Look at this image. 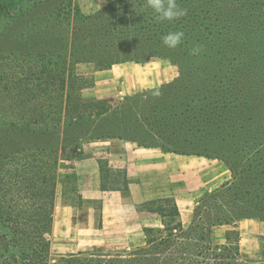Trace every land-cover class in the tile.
Returning a JSON list of instances; mask_svg holds the SVG:
<instances>
[{
  "label": "trees",
  "instance_id": "obj_1",
  "mask_svg": "<svg viewBox=\"0 0 264 264\" xmlns=\"http://www.w3.org/2000/svg\"><path fill=\"white\" fill-rule=\"evenodd\" d=\"M178 3L187 14L173 22H157L145 0H125L121 14L115 9L100 14L96 36L87 33L80 37L83 47L94 54L84 53L77 60L99 68L151 58L174 64L177 76L154 90L157 103L152 119L134 120L142 121L140 128L150 139L159 137L180 147L187 144L189 153L223 161L231 178L197 201L200 205L192 208L187 225L172 195L149 199L136 204L135 210L155 215L159 224L142 228L141 246L115 253L78 251L70 253L65 264H264V252L258 259H250L241 251L237 229L242 219L264 222V127L256 113L245 118L251 121L252 135L242 141L256 149L255 155H246L240 163L234 160V132L246 131L243 123H238L244 118L234 112V100L242 96L243 105L252 109L256 101L264 99V0ZM106 19H111L107 25ZM170 31L184 33L176 49L162 43ZM234 32L239 44L236 54L241 57L238 63H234ZM193 47H199L198 55L191 54ZM48 54L52 55H23L13 65L18 71L3 78L0 97L11 98L15 114L27 121L0 119V139L2 132L29 126L50 128L77 119L106 118L110 110L106 101L74 94L75 82L81 87L90 79L66 74L64 67L51 70L55 63L43 62ZM237 78H243V86L237 85ZM256 84L259 87L252 89ZM234 86L240 87L243 95ZM27 97L35 102L32 108L26 105ZM4 111L0 104V113ZM256 132L263 136L257 138ZM156 145L165 152H187ZM4 146L0 142V264H54L46 235L52 228L58 154L45 147L8 150ZM122 186L126 187L125 177ZM220 227H225L221 243L214 241Z\"/></svg>",
  "mask_w": 264,
  "mask_h": 264
},
{
  "label": "rangeland",
  "instance_id": "obj_2",
  "mask_svg": "<svg viewBox=\"0 0 264 264\" xmlns=\"http://www.w3.org/2000/svg\"><path fill=\"white\" fill-rule=\"evenodd\" d=\"M124 4L125 0H0V86L7 73L12 71V75L18 71L13 65L23 59V55L52 53L43 61L44 64L55 63L51 70L64 67L66 74H79L90 79L81 87L75 82L74 94L103 99L110 107L105 119L89 117L50 128L29 126L22 131L1 133L4 149L45 147L58 154L52 228L46 235L54 264H65L68 255L78 251L115 253L141 246L144 243L142 228L159 224L155 215L140 214L135 210L136 204L149 199L172 195L187 225L197 201L231 178L223 161L189 153L187 144L180 147L174 142L166 144L159 137L150 139L140 128L142 121L134 120L135 117L152 119L153 106L157 103L154 90L177 76L174 64L158 58L126 60L103 68L88 62L78 63V57L84 53L94 54L83 47L80 37L87 33L95 37L96 18L102 13L107 15L112 9L121 14ZM110 20L103 22L107 25ZM235 39L238 36L234 32V63H238L241 57L236 54L239 44ZM152 79L166 81L158 86L143 87ZM235 81L240 87L244 85L243 78ZM240 87L234 86V90L243 95ZM254 87L259 84L251 88ZM26 99L29 101L26 105L32 108L35 102ZM0 104L6 109L0 113L1 120L27 121L15 114L11 98L0 97ZM248 107L243 105L242 96L234 100V112L238 111L239 117L243 115L244 118L238 123L246 127V131L234 130L237 145L234 160L239 163L248 154L254 156L256 151L252 146L242 144L244 137L251 139L252 135L251 121L245 118L256 113L264 127V99L256 101L252 109ZM255 134L257 138L263 136V133ZM110 140L121 141L113 147ZM156 144L187 152L167 153ZM136 146L161 151L162 158L149 159L137 154L130 156L135 161L129 163L126 157ZM131 166L136 168L128 170ZM123 177L126 187L122 186ZM224 229L215 230L214 241L223 242ZM237 229L241 235V251L247 258L258 259L264 252V222L242 219ZM0 230H3L2 224Z\"/></svg>",
  "mask_w": 264,
  "mask_h": 264
},
{
  "label": "clouds",
  "instance_id": "obj_3",
  "mask_svg": "<svg viewBox=\"0 0 264 264\" xmlns=\"http://www.w3.org/2000/svg\"><path fill=\"white\" fill-rule=\"evenodd\" d=\"M145 6L152 10L157 22H173L187 14V9L182 8L178 0H145ZM183 40V31H170L162 37V43L168 49H176ZM199 52V47L191 50L192 55H198Z\"/></svg>",
  "mask_w": 264,
  "mask_h": 264
},
{
  "label": "crops",
  "instance_id": "obj_4",
  "mask_svg": "<svg viewBox=\"0 0 264 264\" xmlns=\"http://www.w3.org/2000/svg\"><path fill=\"white\" fill-rule=\"evenodd\" d=\"M166 79H159L158 81H154V79H152L151 83H144L143 87H153V86H158L160 85L161 83L165 82ZM136 88H138V86H136ZM117 141H121V140H110L109 141V144H112L113 147H116L117 145H114V144H117L116 142ZM111 145V146H112ZM127 152V151H126ZM132 153L128 154L127 157H126V160H128L129 163H134L135 160H132L131 159V155H137V154H141L143 155L144 157L146 158H154V157H158V158H162V154L163 153H160L161 151H157L156 149H153V148H148V147H142V146H136V148L134 149V151H131ZM169 153V152H167ZM171 153H174V152H171ZM160 154V155H158ZM146 163V162H145ZM141 165L143 164V161L140 163ZM136 167L134 166H131L128 168V170H134ZM133 173H136V172H133ZM130 174V173H129ZM178 205V204H177ZM180 211V209H179ZM180 214H181V211H180ZM182 219V218H181ZM183 222V220H182ZM184 223V222H183ZM185 224V223H184ZM241 241V239H240Z\"/></svg>",
  "mask_w": 264,
  "mask_h": 264
}]
</instances>
